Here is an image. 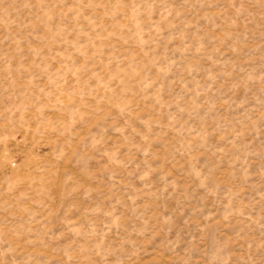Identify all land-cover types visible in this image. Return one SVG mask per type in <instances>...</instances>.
<instances>
[{
  "label": "rangeland",
  "instance_id": "rangeland-1",
  "mask_svg": "<svg viewBox=\"0 0 264 264\" xmlns=\"http://www.w3.org/2000/svg\"><path fill=\"white\" fill-rule=\"evenodd\" d=\"M0 264H264V0H0Z\"/></svg>",
  "mask_w": 264,
  "mask_h": 264
}]
</instances>
